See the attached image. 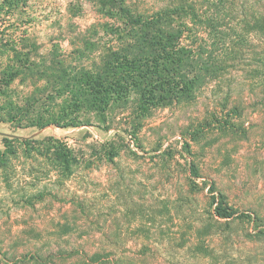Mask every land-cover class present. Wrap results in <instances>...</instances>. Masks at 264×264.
<instances>
[{
  "label": "rangeland",
  "instance_id": "1",
  "mask_svg": "<svg viewBox=\"0 0 264 264\" xmlns=\"http://www.w3.org/2000/svg\"><path fill=\"white\" fill-rule=\"evenodd\" d=\"M125 1L140 12L191 7L185 42L200 38L221 55L230 41L231 52L223 50L229 66L193 100L151 108L135 135L132 104L104 121L90 118L91 125L44 130L0 111V131L8 134H0V151L5 137L51 135L90 160L65 177L22 153L0 166V264H264V236H255L264 230V0ZM99 7L95 0H0V77L21 70L2 86L0 107L25 109L52 92L43 88L44 70L98 60L102 50H92V39L109 40L92 26L106 20ZM24 59L31 68L20 67ZM112 140L123 149L110 162L101 143ZM192 168L198 177L189 179ZM38 192L34 206L24 202ZM217 192L245 217L225 227L212 216ZM58 222L73 228L62 233ZM101 233L120 236L112 249L119 263L83 256ZM28 250L40 260L25 256Z\"/></svg>",
  "mask_w": 264,
  "mask_h": 264
},
{
  "label": "trees",
  "instance_id": "2",
  "mask_svg": "<svg viewBox=\"0 0 264 264\" xmlns=\"http://www.w3.org/2000/svg\"><path fill=\"white\" fill-rule=\"evenodd\" d=\"M95 1L99 3L100 12L106 20L92 26L101 28L102 34L109 37L107 42L101 44L103 35L92 39V50H102L97 56L98 60L69 69L61 65L57 72L51 71L50 74L44 70L46 86L43 88L54 91V94L43 91V98L32 97L25 109L18 105L8 110L0 107V111L10 121L25 119L26 126H35L40 130L49 126L80 127L91 125L92 117L104 121L106 115L115 108L126 109L132 104L131 115L136 120L131 119V133L135 135L141 127V119L150 114L151 108L193 100L205 83L218 79L229 66L225 51L231 52L233 44L230 41L227 47L223 44L225 51L222 50L221 55L214 44H207L199 36V40H192L190 44L185 42L188 39L186 33L191 32L189 19L194 15V10L189 9L191 7L176 5L140 12L125 0ZM208 21L209 18L202 19L200 23ZM19 65L24 69L31 68L28 59ZM261 65L264 80V58L261 59ZM19 73L21 70L18 69L2 72L0 95L4 94L2 86L9 85ZM56 98L60 100L54 102ZM9 104L13 103L9 101ZM82 113L85 118H82ZM109 128L110 125H107L106 129ZM101 146L103 159L110 162L123 149L122 144H116L114 140L105 141ZM18 153L27 158H42L59 176L64 177L70 176L76 166H89L90 163V160L77 157L62 138L51 135L43 138L5 137L4 149L0 151V166H4L10 156ZM191 171L194 174H189V179L197 176L195 169ZM217 194L213 197V200L219 199L216 200L212 216L224 219L225 227L232 218L245 217L231 208L220 192ZM42 198L43 192H38L28 196L24 202L34 206V199ZM253 221L260 222L255 215ZM57 226L62 233H68L73 228L67 222H58ZM257 234L264 236V230L254 235ZM119 237L110 238L105 233L99 237L92 236V253L89 255L83 251L82 254L92 263H119L121 258H114L115 253L112 252L114 240L118 241ZM28 251L25 256L31 257L29 259L40 260L41 255L37 250Z\"/></svg>",
  "mask_w": 264,
  "mask_h": 264
},
{
  "label": "water",
  "instance_id": "3",
  "mask_svg": "<svg viewBox=\"0 0 264 264\" xmlns=\"http://www.w3.org/2000/svg\"><path fill=\"white\" fill-rule=\"evenodd\" d=\"M0 134H2V135H8L7 133L2 132V131H0Z\"/></svg>",
  "mask_w": 264,
  "mask_h": 264
}]
</instances>
